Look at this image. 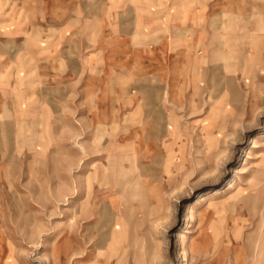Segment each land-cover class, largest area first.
I'll return each mask as SVG.
<instances>
[{
  "label": "rangeland",
  "instance_id": "obj_1",
  "mask_svg": "<svg viewBox=\"0 0 264 264\" xmlns=\"http://www.w3.org/2000/svg\"><path fill=\"white\" fill-rule=\"evenodd\" d=\"M206 20L163 77L100 66L94 103L0 65V264H264V0H207Z\"/></svg>",
  "mask_w": 264,
  "mask_h": 264
},
{
  "label": "crops",
  "instance_id": "obj_2",
  "mask_svg": "<svg viewBox=\"0 0 264 264\" xmlns=\"http://www.w3.org/2000/svg\"><path fill=\"white\" fill-rule=\"evenodd\" d=\"M197 13L203 14L199 30L191 20ZM206 19L207 0H0V65L43 67L45 72L35 70L27 80L58 79L66 85L61 96L94 103L103 97L99 89L108 77L100 66L124 54L130 66L149 67L163 77L165 51L172 47L168 44L179 42V32L203 35L206 44ZM121 40L126 42L123 48ZM57 66L59 73L53 71ZM52 88L45 85L43 91ZM47 91L45 100H51ZM18 105L11 104L13 115Z\"/></svg>",
  "mask_w": 264,
  "mask_h": 264
},
{
  "label": "bare ground",
  "instance_id": "obj_3",
  "mask_svg": "<svg viewBox=\"0 0 264 264\" xmlns=\"http://www.w3.org/2000/svg\"><path fill=\"white\" fill-rule=\"evenodd\" d=\"M214 192V191H213ZM202 198V197H201ZM63 235V231L62 230H60V231H58V233L56 234V236H58V235ZM63 238H62V241L60 242L61 243V246H60V248L61 247H63V248H66V244H67V242H68V238H69V236H67V235H65L64 234V236H62ZM60 243H59V245H60Z\"/></svg>",
  "mask_w": 264,
  "mask_h": 264
}]
</instances>
